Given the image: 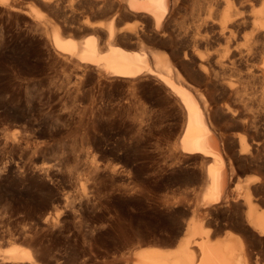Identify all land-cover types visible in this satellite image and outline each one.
I'll list each match as a JSON object with an SVG mask.
<instances>
[{
  "label": "rangeland",
  "instance_id": "obj_1",
  "mask_svg": "<svg viewBox=\"0 0 264 264\" xmlns=\"http://www.w3.org/2000/svg\"><path fill=\"white\" fill-rule=\"evenodd\" d=\"M118 1L0 2V248L29 247L38 264H131L125 257L138 245L174 242L191 209L213 225L227 222L225 205L197 211L207 160L177 147L183 126L177 99L150 80L135 87L93 80L54 55L49 23L111 14ZM194 5L184 0L177 21ZM148 44L163 49L158 41ZM187 69V81L214 100V124L231 155L238 140L247 147L264 141L262 127L224 116L220 108L230 99L218 82ZM263 105L254 101L242 115L262 114ZM257 161L236 163L238 177L263 174ZM230 224L224 230L240 236ZM248 240L264 264V238Z\"/></svg>",
  "mask_w": 264,
  "mask_h": 264
},
{
  "label": "bare ground",
  "instance_id": "obj_2",
  "mask_svg": "<svg viewBox=\"0 0 264 264\" xmlns=\"http://www.w3.org/2000/svg\"><path fill=\"white\" fill-rule=\"evenodd\" d=\"M76 1L94 6L108 3ZM183 1L120 0L113 4L111 14L84 18L71 15L70 24L49 23L47 40L56 57L93 80L105 79L132 87L150 80L177 99L183 123L177 147L188 158L200 156L207 160L197 211L225 205L227 222L213 225L191 209L183 229H176L174 242L138 245L125 257L126 261L258 264L259 256L248 237L264 238V173L240 178L236 163L241 159L259 160L264 169V141L247 147L238 140V151L231 155L226 150L225 137L214 124L209 92L198 89L186 77L190 76L187 67H191L218 82L230 99L220 108L224 116L240 120L244 128L260 126L264 131V111L242 115V109L254 101L264 103V0H194L192 13L183 14L178 22L176 13ZM0 2L5 4L7 0ZM97 15L109 17L97 21ZM128 19L139 25H127L124 22ZM42 24L46 25L40 20L36 23ZM154 41L163 49L148 44ZM228 223L241 235L224 230ZM218 230H223L222 235L214 237ZM37 260L29 247L15 242L0 248V264H38Z\"/></svg>",
  "mask_w": 264,
  "mask_h": 264
},
{
  "label": "water",
  "instance_id": "obj_3",
  "mask_svg": "<svg viewBox=\"0 0 264 264\" xmlns=\"http://www.w3.org/2000/svg\"><path fill=\"white\" fill-rule=\"evenodd\" d=\"M186 211H188V210H186ZM187 213V212H186Z\"/></svg>",
  "mask_w": 264,
  "mask_h": 264
}]
</instances>
